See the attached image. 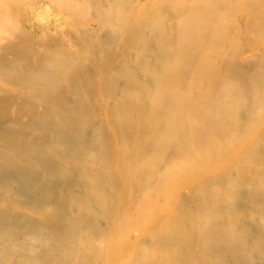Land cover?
<instances>
[{
  "label": "bare ground",
  "instance_id": "obj_1",
  "mask_svg": "<svg viewBox=\"0 0 264 264\" xmlns=\"http://www.w3.org/2000/svg\"><path fill=\"white\" fill-rule=\"evenodd\" d=\"M0 264H264V0H0Z\"/></svg>",
  "mask_w": 264,
  "mask_h": 264
}]
</instances>
